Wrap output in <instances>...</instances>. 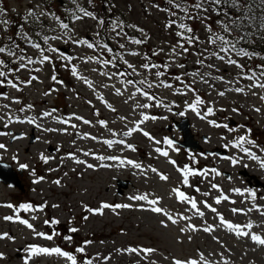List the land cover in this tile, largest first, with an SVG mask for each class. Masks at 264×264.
<instances>
[{
    "label": "rangeland",
    "instance_id": "rangeland-1",
    "mask_svg": "<svg viewBox=\"0 0 264 264\" xmlns=\"http://www.w3.org/2000/svg\"><path fill=\"white\" fill-rule=\"evenodd\" d=\"M196 2L197 0H183L184 7L188 8L193 17L190 19L188 14L172 8L168 0H76V3L73 0H0V47L6 49L5 53H0V59L5 62L0 70L7 72L8 78L17 82L19 87V90L10 86L0 87V93L8 97H0V106L9 105V108L0 107V116L4 117L0 120V131L11 133L0 135V144L5 145L4 149H0V159L10 161L14 168L21 164L27 166L18 176L20 185L0 179V234L7 233L10 237L0 239V264H24L29 255V246L39 244L47 247L54 243L68 247V252L76 256L78 264H83L87 258H91L93 264H150L151 261L155 264H173L175 259L199 261L201 253L211 264H225V261L227 264H264V246L253 243L248 237L237 236L234 230L230 231L220 225L218 219V215H222L234 225H241L242 230L264 237V216L253 208V205L264 208V199H261L264 197V168L258 162L249 160L239 147L231 146L240 136H245L253 144L245 143L243 147L249 148L264 160V152L260 151L264 148V100L260 99L264 96V89L248 88L251 81L241 79L245 74L259 73L257 66L264 65V38L258 36L257 45L247 38L237 45L238 49L242 47L249 53H254L250 57L228 54L243 65V69L213 57L212 51L218 49L207 43L212 32L227 36L217 21H227L228 17H236L241 13L234 9L237 13L230 15L223 4L219 15L211 10V6L209 11L203 12L192 7ZM246 4L250 5L249 1ZM77 5L103 20L104 24L101 25L98 19L83 17L78 12ZM30 12L32 15H29ZM173 12L175 15H172ZM249 14L256 16L253 23L259 24L261 15L254 14L252 10ZM75 15H81L82 18L76 20ZM173 20L176 23L170 25ZM113 21L135 25V28L125 27L124 35L116 37L112 32ZM61 23H67L69 29H61ZM180 23L192 29L191 33H184V39L176 35L177 31L183 32L178 28ZM255 30L248 28L244 34L247 36V33L252 34ZM240 34L233 32L228 39ZM45 36L61 38L49 39L45 43ZM68 36L93 44L99 40L114 51L108 53L99 48L89 49L86 44L71 42ZM188 36L198 37V41L189 45ZM130 38L141 39L143 43L132 44L129 42ZM178 41L188 48L186 53L177 46ZM117 42L124 44L125 48L120 49ZM33 43L39 44L40 49L33 48ZM52 47L58 49V52L47 51ZM174 47L178 54L173 53ZM8 50L16 53V56L8 55ZM130 51L138 55H129ZM41 52L51 59L43 64L39 63ZM116 53L123 55L139 75L109 79L101 73H131L132 69L127 68L119 59L113 61L118 67L102 66L95 59L87 61L88 57L111 60ZM19 55L31 57L37 63L9 72V69L19 67ZM145 57L148 59L145 60ZM200 59H203V64L197 63ZM145 62L160 67L145 70L140 67ZM209 64L215 67L210 68L207 66ZM73 66L81 77L91 81V88L83 79H77L71 74ZM157 71L164 74L157 77ZM193 72H198L199 75L193 77ZM32 76L37 79L25 85L23 81L30 80ZM53 76L56 81L52 80ZM177 76L181 80L178 81ZM201 76L209 82H202ZM215 77H223V80ZM127 79H146L153 83L151 89L146 84H137V87L154 95L160 105L157 106L154 101H148L138 93L133 95L135 88L123 83ZM161 81L172 87L159 86ZM185 85L191 86L195 92L189 91ZM236 87L244 88L245 91L237 93L229 90ZM117 89L120 90V95H116ZM219 91H224L225 95L219 96ZM197 94L205 101L197 106L201 115L208 107L213 108V113L204 119L187 106L194 102ZM14 100L19 102H13ZM143 103L152 106L146 109L137 107ZM29 105L32 107L29 108ZM45 111L52 115L44 117ZM181 112L187 115L189 126L195 135L193 137L198 138L199 144L203 147L228 145L227 153H203L192 146L181 145L175 139L182 136L179 126L175 124ZM143 115L150 118L141 123ZM77 116L83 119H75ZM228 116L234 122H227ZM9 117L12 123H8ZM29 119H33L35 123L29 124ZM83 120L90 123L85 124ZM100 120L105 121V125H100ZM209 120L221 127L209 124ZM6 123L8 126L4 127ZM134 127H138L140 131L133 132L130 136L123 135ZM145 131L154 139L145 137ZM19 132L21 133L15 135ZM201 133L207 139L201 138ZM169 136L174 142L172 147L163 143ZM104 140H123L125 144L113 143L109 147L103 143ZM126 144H131L135 151L127 148ZM165 146L169 150L168 157L155 151L156 148L162 150ZM86 151L91 155L85 156ZM69 154L85 163L77 164ZM113 155L119 159H95L96 156ZM41 156L48 158L46 163ZM225 157L239 162L233 165L231 159ZM121 159H131L140 163L142 168L121 165ZM169 160L176 164L169 163ZM87 164H92L93 168H88ZM184 166L193 170L198 167L202 169L200 175L188 177V186L181 183L182 176L177 171L178 167L182 169ZM150 168H156L159 174L168 179L161 180ZM212 169L221 175L217 176ZM117 178H127L128 181L124 186L117 185ZM56 180L60 183H54ZM213 183L219 186V190L211 188ZM173 188H179L185 195L196 199L198 207L205 213L204 217L197 216L189 204L178 201L172 192ZM197 188L199 191H196ZM234 189H240V192ZM250 189L256 194L255 200L249 194ZM205 192L208 193L207 196L204 195ZM223 192H227L230 199L215 203ZM139 194L159 198V206L177 218L178 223L172 224L165 216L148 211L150 206L144 201L129 199ZM201 201L216 208L217 213L205 208ZM102 203L129 204L131 207L104 209L103 214H92L86 210V206L98 209ZM6 204L14 207L9 209L3 206ZM22 204L44 205V209L24 212L19 208ZM233 208L244 211L234 214L231 211ZM178 213L191 219L179 220ZM14 214L26 216L33 228L29 229L15 220L3 219L4 216ZM45 219H56L59 223L45 225ZM162 220L166 227L161 224ZM189 223L198 230L187 228ZM248 223L252 224V228H243ZM207 225H212L214 230L209 233L202 231ZM73 227L78 231L71 232ZM181 228L184 229L183 232ZM35 232L54 234L53 239H42ZM66 236L72 239L66 240ZM86 241L91 243L86 244ZM77 247H84L85 253H77ZM130 247L153 248L156 251L147 260L143 258V254L117 251ZM29 264L70 262L57 255H39L33 256Z\"/></svg>",
    "mask_w": 264,
    "mask_h": 264
},
{
    "label": "snow or ice",
    "instance_id": "snow-or-ice-1",
    "mask_svg": "<svg viewBox=\"0 0 264 264\" xmlns=\"http://www.w3.org/2000/svg\"><path fill=\"white\" fill-rule=\"evenodd\" d=\"M89 2H90V0H89ZM73 3H76V0H73ZM168 3H169V5H171L172 8L179 9L181 12H184V13L188 14L190 19L193 18L191 16V13H189L188 8L184 7L183 0H168ZM262 3H264V0H262ZM222 4H229L232 8H234L238 13H241V14L236 16V17H228L227 21L218 20L217 23L221 25L222 32L226 33L227 36L223 35V34L216 33V32H212V34L209 37L207 43L211 44V45H215L216 48L218 49V51H212L211 55L213 57H215V58H217V59H219L221 61H226V63H228L230 65H234L237 68L243 69L244 66L239 64L237 60L232 59L228 54L229 53H235L236 56H240V57H250L251 55H254V53H249L248 51H246L242 47L238 49L237 45L241 41L245 40L246 36H245L244 33H245L246 29L253 28V29H256V30L264 31V16H261L259 18V24H254L253 21H255L257 19V17L249 14L250 11H251V6L247 5L246 2H242V0H197V2L192 5V7H194L195 9H197L199 11L207 12V11H209V6H211V10L216 12L217 15H219L220 14V11H219L220 10V6ZM77 10H78L79 13L82 14L83 17H91L93 19H98L97 17L93 16V14L91 12L86 11L82 7H79V5H77ZM29 15H32V13L30 12ZM172 15H175V13L173 12ZM81 18H82L81 15H75V19L76 20H79ZM98 22L101 25L104 24L103 20H99L98 19ZM175 23L176 22L174 20L170 21V25H173ZM125 27L135 28V25H124L122 22H119V21H113L112 22V32L115 34L116 37H121V36L124 35L123 29ZM60 28L64 29V30H68L69 29V25L67 23H61L60 24ZM178 28L183 30V32H181V31H177L176 32L177 37H180L181 39H184V33H191L192 32V29L190 27H188L187 25H185L184 23H180L178 25ZM233 32H238V33H241V34L238 35V36H235L233 39H228V36H232ZM247 34L251 35V33H247ZM65 35H67V31L65 32ZM97 36H99V33H97ZM60 38L61 37H57V36H52V37L45 36L44 37V41H45V43H47L49 39L56 40V39H60ZM68 40H71V42H73L75 44H86V46L89 49L99 48V49H103V50L107 51L108 53H113V51H114L113 48H111L108 44L102 43L99 40H97L95 44H93L91 42H88L87 40H83V39L76 40V39H73V37H71V36H68ZM194 41H198V37H195V36H188L187 37V43L189 45H191ZM129 42L132 43V44H135V45H140V44L143 43V40L130 38ZM117 43H118V47L120 49H124L125 48L124 44H120L119 42H117ZM177 46L180 47L183 50V52H185V53L188 51V48L184 47V44L180 43L179 41H178V45ZM32 47L36 48V49H40L41 46L39 44H34L33 43ZM5 51H6V49L4 47H0V53H5ZM21 51H23V50L21 49ZM47 51L58 52V49L52 47V48L47 49ZM172 51H173L174 54H178L175 51V47L172 49ZM205 51H207V49ZM128 54L129 55H133V56L138 55V53H136L134 51H130ZM221 54H223V55H221ZM8 55L16 56V53L12 52L11 50H8ZM200 55H202V54H200ZM17 58L21 61V63L19 64V67L17 69H9V72H11V71H19L20 69L27 68L28 65L37 63V61L33 60L31 57H25L24 55H19ZM63 58L64 59H71L70 57H63ZM50 59L51 58L48 55H44L43 52H41V58H40V60L38 62L43 64V63L49 61ZM94 59L96 60V62L98 64H101L102 66L112 65L113 67H118V65L113 63V61L119 59V60H122L125 65H127V68L132 69L131 73L124 72V71L114 72L111 75H109L108 73H101L102 75L107 76L109 79H111L113 77H125V76H129V75H133V74L139 75V73L137 72V69L131 63H129L126 59H124V56L121 55L120 53H116L111 60H109V59H99V58H96V57H88L87 61H91V60H94ZM147 59L148 58L145 57V60H147ZM25 60L27 61V63H24ZM197 63L198 64H203L204 61H203V59H200V60L197 61ZM3 66H5V62L2 59H0V67H3ZM179 66L183 67V65H179ZM207 66L210 67V68L215 67L214 65H211V64H209ZM140 67L145 69V70H151V69H154V68H158L160 66L157 65V64H150V63L145 62L142 65H140ZM257 67L260 69L259 73L252 72L251 75L245 74L244 76L241 77V79L246 78L249 81H251V83L249 85H247L248 88H253V89L254 88H261V89H264V65H258ZM36 70L39 71V69H36ZM93 70L96 71V69H93ZM71 74L74 77H76L77 79H83L84 83L87 84L89 88L92 87L91 81L87 80L86 78L81 77L78 74L77 69L75 68V66H73L71 68ZM163 74L164 73L160 72V71H157L155 73V75L157 77L162 76ZM191 75L193 77H195V76L199 75V73L198 72H193V73H191ZM206 75H209V74H206ZM0 78H3V79H0V87L10 86L13 89L19 90L18 83L14 82L12 79H9L7 72H5L3 70H0ZM35 79H37V77L32 76L30 78V80L23 81V83L25 85H27V84H30L31 81L35 80ZM176 79L178 81L181 80V78L179 76H177ZM215 79L223 80V77H215ZM52 80L56 81V77L53 76ZM5 81H6V84H5ZM201 81L204 82V83H208L209 82L207 79H205L204 76H201ZM123 83H125L127 85H131V86H133L135 88V93L133 95L138 93L141 96H143L144 98H146L148 101H154L157 106L160 105V102L156 100V97L154 95H151L148 91H145V90H143L140 87H137V84H139V85H145L146 84L147 88L151 89L154 86L153 83L148 82L146 79H141L139 81H135V80H132V79H127V80H124ZM181 83H183V82L181 81ZM159 86H162V87H165V88H171L172 87L171 84L165 83L163 81L160 82ZM185 87H187L189 91L195 92V89L191 88V86L185 85ZM229 90H233V91H235L237 93H243L245 91V89L241 88V87H236L235 89H229ZM47 94L48 93H45V95H47ZM120 94H121L120 90L117 89L116 90V95H120ZM181 94H183V93H181ZM217 94L219 96H224L225 92L224 91H219ZM253 94H255V93H253ZM0 97H3L5 99L8 98L3 93H0ZM99 99H103V98L99 97ZM260 99L264 100V96H261ZM13 102L18 103L19 101L18 100H14ZM204 103H205V101H203V99L197 94L195 96L194 102L189 103L187 106H188V108L190 110H192L193 112H196L197 115H199L201 119H204L205 116L211 115L213 113V108L212 107H208L206 112L203 115H201V113L197 110V106L201 105V104H204ZM150 106H152V105H150L148 103H143V104H138L137 105V107L145 108V109L149 108ZM0 107L9 108V105L5 104V105H2ZM28 107L31 108L32 106L29 105ZM21 111H23V109H21ZM233 111H236V109H233ZM257 111H259V109H257ZM51 115H52V113L47 112V111H45L43 113L44 117H49ZM180 115H184V113L181 112ZM149 118L150 117H148L146 115H143V119L140 122L143 123L145 120H148ZM2 119H4V117L0 116V120H2ZM75 119L80 120V119H83V118L77 116V117H75ZM121 119H125V118L121 117ZM151 119L154 120V119H156V117H151ZM12 122L13 121H12L11 117H9L8 123H12ZM20 122H23V121H20ZM27 122L29 124L35 123V121L33 119H29ZM60 122L61 123H68V121H60ZM83 123L89 124L90 121L83 120ZM98 123L100 125H102V126L105 125V121H103V120L98 121ZM208 123L209 124H213L216 127H221V125L216 124L215 121H212V120H209ZM7 126H8V124L6 123L4 125V127H7ZM37 126L39 127V125H37ZM72 127H76V125H72ZM224 127H227V126L225 125ZM44 131H56V129H44ZM136 131H140V129L138 127L131 128L128 131L124 132L123 135L130 136V135H132L133 132H136ZM0 135H11V133L10 132L9 133H5L3 131H0ZM85 135H87V134H85ZM113 135H115V133H113ZM143 135L145 137H148L149 139H154L146 131L143 132ZM13 138L15 139L16 137H13ZM92 139H96V138L92 137ZM155 142L156 143H160V141H155ZM103 143L108 145L109 147H111L113 143L125 144V141H123V140H120V141L104 140ZM163 143L167 144L169 147H172L174 142L170 138H165ZM245 143L250 144V145L253 144V142L251 140L246 139L245 136H240L238 138L237 142L234 143V144H231V146L233 148L239 147L240 151L243 152L249 160L258 162L260 167L264 168V160H262L255 152L251 151L249 148L243 147V145ZM225 146L227 147L228 145H225ZM126 147L131 149L132 151H135V148L131 144H126ZM4 148H5V145L4 144H0V149H4ZM155 151L159 155H161L163 157H168V155H169V153L167 151H162L160 148H156ZM260 151L264 152V148L260 149ZM84 155L88 156V155H91V153L86 151V152H84ZM69 157L75 159L73 154H69ZM41 159L44 160V162L46 163L48 158H46L44 156H41ZM95 159H97V160H118L119 158L113 155V156H96ZM225 159H231V158L230 157H225ZM75 162L77 164H84L85 163V161L79 160V159H75ZM238 162L239 161L237 159H231V163L233 165H236ZM169 163H171L173 165L176 164V162L172 161V160H169ZM120 164L121 165L126 164V165H129V166H131L133 168H136V169H141L142 168V165L140 163H137V162H135V161H133L131 159H127V160L121 159L120 160ZM102 166H105V165H102ZM20 167L21 168H25L27 166L24 165V164H21ZM87 167L88 168H93V165L92 164H87ZM245 167H247V165H245ZM150 170L153 173H157L161 180H167L168 179L167 176H165L163 174H159L158 170L156 168H150ZM177 171L181 173V176H182L181 183H183L185 186H188V177L190 175H200L201 174L200 171H196V170L190 169L188 166H184L182 169L178 167ZM212 171L215 172V174L217 176L221 175V173L218 172L215 169H212ZM204 174L207 175V173H204ZM40 179H43V177H41ZM34 182H39V181H34ZM54 183L59 184L60 181L56 180V181H54ZM211 188L219 190V186L217 184H215V183L211 184ZM196 191H199V188H197ZM234 191L239 193L240 189H234ZM172 192L175 194V198L178 201L185 202V203L189 204L191 206V209L195 212V214L197 216L204 217L205 213H204V211H202L198 207V202H197L196 199L185 195V193L183 191H181L179 188H173ZM249 194L252 196L253 200L256 199L255 192H250ZM204 195L207 196L208 193L205 192ZM129 199H131L133 201H144L150 206L147 209L148 211H151L152 213H155V214H160V215L165 216L166 219L168 221H170L172 224L178 223L177 218H174L173 215H171L170 213L166 212L165 209H163L162 207L159 206V204H160V199L159 198H150L148 194H139V195L131 196V197H129ZM228 199L229 198L226 195L221 194L219 197L216 198L215 203L219 204L221 202V200H228ZM261 199H264V197H261ZM200 203H203L204 207L208 208L211 212L217 213V209L212 207L211 205H209L206 201H201ZM3 206L7 207L9 209H12L14 207L12 204H6V205H3ZM53 207H56V205H53ZM129 207H131V205H129V204H114L113 205V204H108V203H102L98 209H93V208H90V207L86 206V210L89 213H92V214H103V210L104 209L116 210V209L129 208ZM19 208L22 209L24 212H29V211L37 212V211H43L44 205L33 206V205H30V204H22V205L19 206ZM253 208L256 211L260 212V214L262 216H264V208H262V206L253 205ZM251 210L252 209H249V211H251ZM231 211L234 214H236V213H242L244 210L243 209L233 208ZM177 215H178L179 220L187 221V220L191 219V217L185 216L183 214H179L178 213ZM35 218L36 217H33V219H35ZM3 219L5 221H14L15 220L16 222H18L20 224L26 225L29 229L33 228V225L31 223H29L28 220L22 219L19 215H15V214L14 215H7V216H4ZM218 219H219L220 225H222L224 227H227L230 231L234 230L235 234L237 236H239V237H248V238L251 239V241L253 243L261 245V246H264V237H261L260 235L252 233V232H249V231L242 230V226L241 225H238V224L234 225L233 223L227 221L222 215H218ZM58 223H59V221L56 220V219H51V220L45 219L44 220V224L45 225H55V224H58ZM161 224L163 226H165V227L167 226L166 224H164L163 220L161 221ZM186 227L191 229L192 231H197L198 230L195 225L190 224V223L187 224ZM243 228L251 229L252 228V224L248 223L246 225H243ZM201 230L204 231L205 233H209V232H212L214 229H213L212 225H207V226L203 227ZM70 231L75 233L76 231H78V229L73 227V228L70 229ZM183 231H184V229L181 228V232H183ZM35 235L37 237H40L42 239L50 241V240L53 239V235L54 234H46L44 232H35ZM4 238H10V237H8L7 233L0 234V239H4ZM213 238L216 239V237H213ZM65 239L66 240H71L72 237L66 236ZM85 243L86 244L87 243H91V241H86ZM75 251L77 253L84 254L85 253V248L84 247H77L75 249ZM117 251L118 252L119 251H125V252H129V253H135L137 255L143 254V258L147 260L149 255L154 253L156 250L153 249V248L130 247V248H127V249H122V250L121 249H117ZM27 252H28L29 255H28V258L25 259L24 264H29V260L33 256H39V255H57L59 257L65 258L67 261L70 262V264H78L76 256H74L73 254H70L67 251H63L59 247L49 248V247H41V246H29L28 249H27ZM0 258H2V254H0ZM104 259H107V257H105ZM83 264H93V260L91 258H87V259H85L83 261ZM150 264H155V262L151 261ZM173 264H211V262L208 261L205 258V256L201 253L200 257H199V261H197L196 259H188V260H183V261L179 260V259H175L173 261ZM225 264H227L226 261H225Z\"/></svg>",
    "mask_w": 264,
    "mask_h": 264
},
{
    "label": "water",
    "instance_id": "water-1",
    "mask_svg": "<svg viewBox=\"0 0 264 264\" xmlns=\"http://www.w3.org/2000/svg\"><path fill=\"white\" fill-rule=\"evenodd\" d=\"M179 127L182 130V136L183 139L181 142H183V144H189V145H198L197 143V139H195L193 137V133L191 131V128L189 127V120L187 117H184L180 122H179ZM203 137H205V135H202ZM216 151H219L220 148H215ZM0 179L3 181H10L14 184L18 183L20 184L19 180L17 179V174L16 171L13 170V168H11L10 163L8 162H1L0 163ZM126 179H117V185H126Z\"/></svg>",
    "mask_w": 264,
    "mask_h": 264
},
{
    "label": "trees",
    "instance_id": "trees-1",
    "mask_svg": "<svg viewBox=\"0 0 264 264\" xmlns=\"http://www.w3.org/2000/svg\"><path fill=\"white\" fill-rule=\"evenodd\" d=\"M249 1L251 7V10L254 14L256 15H261L264 16V3H262V0H242V2ZM226 11L230 13V15H235L237 12L234 11V8H232L229 4H223ZM255 32V35L253 33ZM251 35H247L246 38L249 40L252 44H256L259 42L258 41V36L264 38V31L262 30H255ZM264 46V44H262ZM258 51V49H257ZM262 52V51H260Z\"/></svg>",
    "mask_w": 264,
    "mask_h": 264
}]
</instances>
